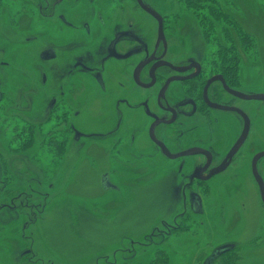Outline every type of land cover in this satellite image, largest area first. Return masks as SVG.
<instances>
[{
	"label": "flooded vegetation",
	"instance_id": "1",
	"mask_svg": "<svg viewBox=\"0 0 264 264\" xmlns=\"http://www.w3.org/2000/svg\"><path fill=\"white\" fill-rule=\"evenodd\" d=\"M190 1L0 0V70H6L0 107L11 106L13 113V106H22L20 118L40 119L42 132L44 123L57 124L52 141L44 134L37 139L52 144L47 150L54 155L49 164L38 159L39 169L100 171L102 190L116 195L114 201L132 199L140 180L172 178L180 193L174 209L179 219L166 226L165 242L180 230L204 226L209 202L215 219L232 203L229 224L247 227L242 198L249 185L264 208V131H253L252 120L255 110L264 122V106L256 105L262 99L238 95L264 93L263 87L243 84L244 52L236 37L227 44L218 34L208 38L203 4L197 10ZM220 43L229 50H219ZM14 59L26 71L33 60L31 86ZM18 74L21 89H14ZM81 120L96 124L84 129ZM114 171L129 175L117 180ZM224 185L229 189H220ZM28 245L23 253L30 263L36 252ZM241 247L235 244L217 260Z\"/></svg>",
	"mask_w": 264,
	"mask_h": 264
},
{
	"label": "rangeland",
	"instance_id": "2",
	"mask_svg": "<svg viewBox=\"0 0 264 264\" xmlns=\"http://www.w3.org/2000/svg\"><path fill=\"white\" fill-rule=\"evenodd\" d=\"M219 1V7L238 19L241 32L248 31L243 35L250 33L255 38V47H251L250 42L234 35L237 47L244 52L240 79L252 89L263 87L259 90H264V0ZM200 12L205 13V10ZM215 24L218 39L225 42V37L226 44L229 43L230 38L222 28L229 24L220 20ZM28 63L26 71L21 60H13V66L31 79V86L35 83L31 75L33 60L28 59ZM4 76L6 70L1 69L0 80ZM20 76L13 75L14 82L19 84L14 85V89H21ZM17 99L21 102V95ZM256 105L264 106V101L258 100ZM10 107H0V264H128L127 260L140 264H204L216 247L228 242L235 243L236 249L242 245L238 254L228 253V256L241 255L233 264H264V208L259 206L255 186L249 185L243 191L247 197L242 198V202H246L247 227L241 221L236 226L229 224L232 203L225 216L215 219L213 205L209 202L204 226L180 230L165 242L166 226L173 223L172 219H179L174 212L180 194L175 180L168 177L140 180L139 185L131 189L133 196H128L132 199L114 201L116 195L102 190L100 171L68 168L60 174H54L52 169L42 171L37 160L53 162L54 155L47 150L53 145L49 142L40 145L37 139L42 134L46 140L53 139L57 124L44 123L42 132L39 118V121L30 118L24 121L20 118L22 106H13V113ZM8 114L17 118L7 117ZM252 114L253 131H264L260 115L255 110ZM79 123L84 129L96 124L91 120ZM30 128L34 143L19 149L16 144L21 143L20 133L30 132ZM10 150L12 157L8 154ZM22 151L24 153H20ZM128 175L124 171L113 174L117 180ZM210 189L207 187L206 193ZM220 189L229 188L224 185ZM29 243L36 252V257L29 258L30 263L23 253ZM126 252L133 255L128 258L130 255ZM155 253L157 263L152 262L151 256ZM158 256L168 257L167 261L157 259ZM226 259L225 255L213 264H226Z\"/></svg>",
	"mask_w": 264,
	"mask_h": 264
},
{
	"label": "trees",
	"instance_id": "3",
	"mask_svg": "<svg viewBox=\"0 0 264 264\" xmlns=\"http://www.w3.org/2000/svg\"><path fill=\"white\" fill-rule=\"evenodd\" d=\"M218 2L220 3L219 0H193V1H190V4H194V7L197 9V10H200L201 8L200 7H197V4L198 3H202L203 4V9L205 10V13L204 12H200L201 13V20H202V23H204V26H205V30L206 32V35L208 38L211 37V40H216L217 39V34H215V31H216V27H215V23L218 22L219 20L220 21H225L227 22L229 25H232V29H235V32H231L230 34V31H229V28L228 26L226 27H222L225 32L228 34L227 37L228 38H232V35L234 34H237V36L240 38V39H243V41H248L250 42V46L251 47H255V38L254 37H251L250 36V33L249 35L247 34L246 36L243 35L245 34V32L247 33L248 31H245L244 29V33L241 32V28H240V23L238 22V19L237 18H234L227 10H223V8L219 7V4ZM200 8V9H199ZM239 24V25H238ZM224 32V33H225ZM246 45L248 43H245ZM244 44V45H245ZM227 49V50H226ZM224 49L223 48V44L220 43L219 45V50H226L228 51L229 48H226ZM226 58H228L226 56ZM31 130V128H30ZM32 130L30 132H27V133H24L22 134V132L20 133V135H22V139L20 140V144H16V146L21 149L22 146H28V145H31V143H34V137L32 135ZM53 139H50V141H52ZM229 259V257H231ZM152 257V262L153 263H157L156 260H155V257H156V253L154 255L151 256ZM227 259L226 261H228V263L226 264H233V262L237 259V256L235 255H230L228 256V254L226 255ZM167 258L168 257H159L157 259H163V261H167ZM236 258V259H235ZM229 260H232L230 263H229ZM158 261V260H157ZM136 264H140V262L136 263Z\"/></svg>",
	"mask_w": 264,
	"mask_h": 264
},
{
	"label": "water",
	"instance_id": "4",
	"mask_svg": "<svg viewBox=\"0 0 264 264\" xmlns=\"http://www.w3.org/2000/svg\"><path fill=\"white\" fill-rule=\"evenodd\" d=\"M238 95L244 96L246 98L250 99H262L264 100V93H257V94H250V95H243L242 93L238 92ZM108 183V182H105ZM106 185V184H105ZM260 189L262 192V195L264 197V184L260 182ZM235 247V244L228 243V244H222L216 247L213 251V253L205 260L204 264H213L214 261L220 257L222 254L226 253L229 250H232Z\"/></svg>",
	"mask_w": 264,
	"mask_h": 264
}]
</instances>
